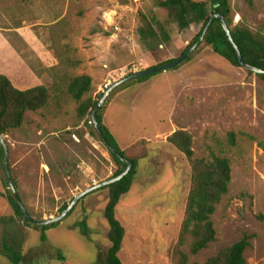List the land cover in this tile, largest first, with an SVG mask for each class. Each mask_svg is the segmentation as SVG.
<instances>
[{"label":"rangeland","instance_id":"374dc122","mask_svg":"<svg viewBox=\"0 0 264 264\" xmlns=\"http://www.w3.org/2000/svg\"><path fill=\"white\" fill-rule=\"evenodd\" d=\"M231 7L234 24L264 33V0H231ZM149 11L167 14L156 0H0V72L42 83L50 94L44 108L28 111L23 124L4 135L12 179L35 220L58 216L63 204L118 169L105 144L92 135L90 115L79 116L67 79L90 75L88 95L100 99L129 73L179 57L200 29L175 28L170 42L149 50L138 38L142 15ZM18 25L34 31L59 64L43 68L13 31ZM190 56L143 83L119 84L103 104V122L120 147L129 155L147 151L116 207L125 227L119 257L125 264H176L172 255L185 217L191 164L166 137L184 129L192 135L195 158L221 153L232 171L229 190L212 215L214 241L193 253L188 234L179 248L189 263L207 264L248 235L246 264H264V80L233 66L204 42ZM10 60L17 65L11 68ZM18 62L35 66L38 77H27ZM6 184L0 166V264H14L4 243L22 254L19 264H105L108 189L83 195L42 241L39 228L15 215ZM83 219L87 236L74 228Z\"/></svg>","mask_w":264,"mask_h":264},{"label":"trees","instance_id":"16d2710c","mask_svg":"<svg viewBox=\"0 0 264 264\" xmlns=\"http://www.w3.org/2000/svg\"><path fill=\"white\" fill-rule=\"evenodd\" d=\"M156 6L166 9L167 14L163 15L159 11H149V13L142 15V23L138 29V38L145 48L151 50L160 44L170 42L175 28L183 30L191 25H200L198 33L182 54L186 53L198 41L201 35L204 34L202 42L233 66H241L237 50L229 39L219 18L214 19L204 32L211 15L219 13L224 16L227 22L232 38L241 52L242 60L245 63L258 66L264 70V33L254 30L243 22L234 24L231 0H156ZM175 59L164 60L152 67H158ZM190 59L191 56L189 55L185 60ZM177 67L178 65L173 68L176 69ZM248 71L253 73V71ZM133 73L131 72L127 76ZM155 74L141 75L132 80L136 83H143ZM257 76L264 80L263 73H257ZM92 89L93 80L88 74L71 76L67 79V91L73 100L78 102L77 111L82 118L87 115L91 117L92 111L101 99H95L92 95H88ZM103 94L104 92L100 96H103ZM49 97V89L46 85L34 81H18L11 75L0 72V133L6 135L10 130L19 128L25 120V114L28 111L37 112L44 108L49 101ZM103 108L104 106L97 111V120L104 138L116 152L133 162L131 171L121 179L96 189H108V201L103 209V216L108 223L107 237L110 245L106 250L105 264H125L119 257V251L122 249L124 240L125 227L116 216V207L122 195L129 192L135 179L138 163L141 159L146 158L147 151L139 155H129L126 150L122 149L116 137L103 122ZM91 133L102 141L94 125ZM166 140L181 151L191 164V187L187 197L185 217L172 258L176 264H196L189 263L187 255L179 247L183 244L188 234L192 236L191 250L193 253L206 248L210 242L214 241L216 231L212 215L222 197L229 190L232 171L231 162L228 157L216 152H211L210 159L195 158L192 135L184 129L173 131L166 137ZM230 143L235 145L234 133H231ZM107 151L118 166V169L112 176L115 177L125 170L127 164L112 151L108 149ZM0 166L5 170L4 147L1 142ZM13 183L16 187L15 181ZM6 185L9 186V184ZM6 197L13 207L16 216L22 217L26 225L41 230L40 238L42 241L47 239L46 231L48 229L58 226V221L38 225L25 216L11 190ZM67 206L68 203L63 204L60 211H63ZM74 228L79 229L82 235L87 236L89 234L85 219L75 224ZM249 245V236L243 235L241 239L234 242L217 256L210 258L207 264H246L245 250ZM4 248L12 263L19 264L23 260L22 254L15 251L10 245L4 243ZM64 258L65 256L59 252V259L63 260ZM130 264L143 263L136 262Z\"/></svg>","mask_w":264,"mask_h":264},{"label":"water","instance_id":"95a60500","mask_svg":"<svg viewBox=\"0 0 264 264\" xmlns=\"http://www.w3.org/2000/svg\"><path fill=\"white\" fill-rule=\"evenodd\" d=\"M216 18H219L221 20V23H222V26H223L224 30L226 31L229 39L232 41L234 47L236 48L237 53H238V59H239L240 65L242 67L246 68L247 70L253 71L254 73H263L264 74V70L262 68H260L258 66L251 65L249 63H245L242 60L241 52H240L237 44L234 42V40L232 38V35H231V31H230V29H229V27L227 25V22H226V20H225V18H224V16L222 14H219V13L212 14L211 17L209 18L207 24H206L204 32L207 29V27L209 26V24ZM203 36H204V34L201 35V37L198 39V41L193 46H191L186 53L182 54L181 56H179L175 60H173V61H171L169 63L163 64V65H160L158 67H151V68H148V69H144V70H141V71L134 72L133 74H131L129 76H125V77L121 78L120 80H118V81L114 82L113 84H111L109 87H107V89L104 92L103 96L101 97V99L97 103L95 109L91 113V120H92L93 125L95 126V128L99 132V134H100V136L102 138V142L105 144L107 149L112 151L116 155H118L119 158L123 162H125L127 164V166H126L125 170L122 173H120L119 175H117L115 177H112L110 179L101 181L100 183L94 184L91 187L86 188L84 191H81L79 194H77L72 199V201L68 204V206L63 211H61V213L58 216H56V217L39 221V220H35L29 214V212L27 211L24 203L22 202V199H21V197H20V195H19V193H18V191H17V189H16V187H15V185L13 183L11 170H10V165H9V159H8L9 158L8 145H7V142L5 140L4 135L2 133H0V142L3 145V147H4V165H5L7 181H8V184H9L8 188L12 191V193L16 197L19 205L21 206L25 216L28 219H30L31 221H33V222H35L37 224H50L52 222L60 221L71 211V209L74 207L76 202L83 195H85L86 193H89V192H91V191H93L95 189H98L100 187L106 186V185H108V184H110L112 182L117 181V180L121 179L124 175H126L128 172L131 171V169L133 168V162L130 159H127L126 157H124V156L120 155L118 152H116L111 147V145L107 142V140L104 138L103 132H102V130H101L100 126H99L98 120H97V111L103 106V104L106 101L109 93L115 87H117L119 84H121V83H123V82H125L127 80H130V79H135V78H137L138 76H141V75L150 74V73H157V72H160V71H166L168 69H171V68L175 67L179 63H181L184 59H186L199 46V44L203 41Z\"/></svg>","mask_w":264,"mask_h":264},{"label":"crops","instance_id":"0c3cea01","mask_svg":"<svg viewBox=\"0 0 264 264\" xmlns=\"http://www.w3.org/2000/svg\"><path fill=\"white\" fill-rule=\"evenodd\" d=\"M13 31H15L19 35V37L22 38V40L28 46V49L31 51V53H33L35 58L39 60L38 62L41 64L43 68H50L57 66L59 64V61L51 52V50L45 47V45L39 40L35 32L32 31L30 28L24 26H18V27H14ZM8 63L11 68L13 66L12 63L16 64V62L13 60H10ZM18 63L21 67L22 73L26 74L27 77L29 76L38 77L36 75L38 73L36 72L37 68L35 66L33 67L31 64L27 62H18Z\"/></svg>","mask_w":264,"mask_h":264}]
</instances>
